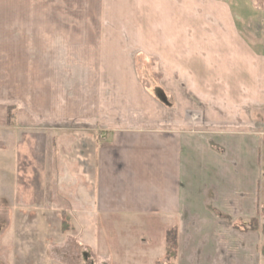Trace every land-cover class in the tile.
Returning <instances> with one entry per match:
<instances>
[{
	"label": "crops",
	"instance_id": "1",
	"mask_svg": "<svg viewBox=\"0 0 264 264\" xmlns=\"http://www.w3.org/2000/svg\"><path fill=\"white\" fill-rule=\"evenodd\" d=\"M263 144V0H0V192L26 151V208L60 203L77 240L96 208L154 213L174 264H261L233 225L258 216ZM48 170L75 181L51 205Z\"/></svg>",
	"mask_w": 264,
	"mask_h": 264
},
{
	"label": "rangeland",
	"instance_id": "2",
	"mask_svg": "<svg viewBox=\"0 0 264 264\" xmlns=\"http://www.w3.org/2000/svg\"><path fill=\"white\" fill-rule=\"evenodd\" d=\"M7 137L12 141L11 135ZM11 150L13 151V148L7 147L8 152L12 153ZM25 154L26 151L21 153L20 187L19 193L14 195V202L8 195H2L0 192V264H89L86 256H91L94 264H106L109 256L116 259L114 264L167 262L164 250L156 260L155 255L159 253L161 239L164 238L163 240L166 242L168 231L162 235L165 224L157 219L154 213L106 212L96 208L89 214L91 220H86L92 225H86L85 235L82 234L81 240L78 239V241L76 235L79 234V227L75 224L77 217L71 215L69 210H60V203H57L59 207L53 210L26 208L29 167ZM260 157L261 165L264 166V144L261 146ZM49 171L46 176L40 179L39 183L41 189L48 192L46 202L51 205L55 200L51 194L57 192L55 194L59 195L63 192L61 182L67 180V187H71L70 189L74 193L75 181L59 179ZM13 177H8L9 185L14 184ZM33 179L32 177L31 180L33 181ZM60 189L62 191H59ZM259 199L260 207L256 217L257 229L251 230L245 227L243 230L244 232L249 230L258 232L261 238L259 250L261 264H264V167L259 180ZM6 201L8 203L18 201L21 209H11L12 204L4 208ZM15 217L16 221L11 222ZM65 219H67V227H64V223L61 222ZM237 223L243 224V221H237ZM8 227L13 232L7 235ZM165 227L168 228V226ZM234 229L237 228L234 227Z\"/></svg>",
	"mask_w": 264,
	"mask_h": 264
},
{
	"label": "trees",
	"instance_id": "3",
	"mask_svg": "<svg viewBox=\"0 0 264 264\" xmlns=\"http://www.w3.org/2000/svg\"><path fill=\"white\" fill-rule=\"evenodd\" d=\"M12 117H13V113L9 112L8 113L9 121ZM66 220L67 219L62 221L64 223V227H67V225H66L67 221ZM256 225H257V219L254 218V219H251L249 221H243V224L242 223H240V224L236 223L233 225V227L240 229V230H243L245 227H246V229L255 230V229H257ZM238 227H240V228H238ZM166 243H167L166 252H165L166 256H164V257L166 258L167 262L166 263L159 262L157 264H174V259L176 256V249H177V241H176L175 231L170 230L167 232Z\"/></svg>",
	"mask_w": 264,
	"mask_h": 264
}]
</instances>
